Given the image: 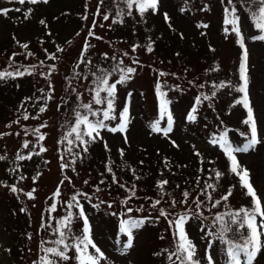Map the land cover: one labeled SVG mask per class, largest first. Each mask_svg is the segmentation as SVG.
Wrapping results in <instances>:
<instances>
[{"label": "rangeland", "instance_id": "1", "mask_svg": "<svg viewBox=\"0 0 264 264\" xmlns=\"http://www.w3.org/2000/svg\"><path fill=\"white\" fill-rule=\"evenodd\" d=\"M261 7V0H232L231 4L228 0H157L155 10L141 15L134 6L128 15L125 0H41L36 4L0 0V12L7 11L0 14V71H31L0 79V264H42V249L60 247L54 243L60 238L58 230L69 237L66 243L74 244L83 236L85 219L90 238L103 254L89 246L98 264H180L172 255L179 241L170 221L182 215L187 216L184 230L199 264H208V255L213 264H228L223 241L242 243L245 230L233 225L222 241L213 202L223 203L222 197L231 191L227 201L236 210L241 203H251L242 194L219 142L221 136H228L235 149L239 146L233 147L230 140L237 143L240 133L247 140L250 137L243 123L247 112L235 103L242 96L236 88L242 83L239 66L245 49L248 96L260 142L233 155L249 171L264 203V31L256 26L262 22ZM225 8L229 19L235 17L239 36L225 23ZM85 43L90 46L82 52ZM121 60L119 67H133L135 72L117 84L115 118L104 121L107 128L101 130L100 138L89 140L85 152L74 134L68 135L76 112L88 114L93 122L102 119L106 104L94 103L95 79L106 71L110 83L118 80L120 73L113 69ZM161 93L167 101L163 116ZM84 104L101 115L86 113ZM193 106L197 111L190 119ZM125 107L126 131H108L119 126ZM15 113L22 115L19 120H14ZM25 114L29 119H23ZM153 124L162 131H154ZM39 135L44 136L42 141ZM25 142L28 148L23 147ZM41 147L46 151H40ZM18 155L31 159L20 160ZM161 181L168 182L163 191L158 186ZM203 183L215 190L207 188L205 198H196ZM185 191L189 195L182 202ZM29 192L34 198L27 196ZM155 201L160 203L153 207ZM69 213L71 221L64 228L62 222ZM122 220L143 221L132 230L130 246L128 236L119 231ZM67 255V261L50 259L55 264H78L75 249ZM254 264H264V249Z\"/></svg>", "mask_w": 264, "mask_h": 264}, {"label": "snow or ice", "instance_id": "2", "mask_svg": "<svg viewBox=\"0 0 264 264\" xmlns=\"http://www.w3.org/2000/svg\"><path fill=\"white\" fill-rule=\"evenodd\" d=\"M20 4L25 3V0H18ZM30 3L36 4L41 2V0H29ZM42 2L47 3V0H42ZM125 3L127 5L128 15H131V12L135 6L136 10L143 15L148 10H155L157 8V0H125ZM228 3L231 4L232 0H228ZM261 3H264V0H261ZM235 10L233 9V12ZM0 14L7 15V11L4 10L0 12ZM259 15L261 18L260 23H258L256 26L260 28L262 31H264V7H261L259 9ZM229 16V10L228 8H225V23L232 25V31L236 32V34L239 36V31L237 29V21L235 17L233 16L232 19L228 18ZM27 18V17H25ZM86 18V17H85ZM105 20H108V15L104 16ZM165 19L167 20L168 17L165 15ZM117 21H113V23H116ZM41 23H45L43 20ZM94 26V25H93ZM206 27V25H205ZM89 35H92V32L89 31ZM99 39V38H98ZM261 39H264V37H261ZM90 45L85 43L84 48L82 50L86 51ZM21 47L27 49L28 44H22ZM137 46H133V51L136 50ZM243 47V45H241ZM59 51H63V49H59ZM148 51L151 52V46L148 47ZM28 55H32L29 53ZM125 55H127L125 53ZM49 58L55 59L54 56H50ZM105 58H107V55L105 54ZM113 60H115V57H112ZM247 60H248V52L247 49L243 51L241 63L239 66V78L242 82L240 86L236 88V91L238 93H241L242 96L240 99H237L235 101L236 104L242 105L243 108L247 112V118L243 121L245 125H248L250 129V137L248 140V143L242 147V148H235L233 149L231 145H229L227 139L225 136H221L219 138V142L221 146L224 148L229 161L231 162L230 170L232 173H234L238 178L240 182V186L246 190V195L251 198L252 207L251 208H241L239 210L228 212L223 215L218 214L215 216V223L219 225V238L223 241V235L226 232H230L232 230L231 226H236L238 231H241V238L242 243H237L231 240L223 241L226 243V256L228 257V264H254V261L258 254L261 252L262 249H264V203H262L261 197L258 195V191L253 187V184L251 182L250 173L246 168H243L239 162L237 161L236 157L233 155V152L235 151H248L249 149L253 148L257 143L260 142V138L258 137L257 132V122L256 118L254 116L253 108L251 106L249 96H248V85H249V78L247 75ZM83 62V61H82ZM43 63V62H41ZM90 63V62H89ZM133 63H137V61H133ZM119 65H123V61H119L117 67L113 69V71H118L120 73L119 79L116 80L113 83L109 82V73L106 71H101L100 75L96 76L95 79V88L92 89L94 91V103L96 105H105L106 109L102 111V119H97L95 122L89 119V115H81L80 112H76L75 117V124L71 128L70 132L68 133L69 136H72L74 134L75 140L78 141L81 145H83V150L87 151V144L89 140L95 141L97 138H100V132L101 130L107 128V125L104 123V121L114 119L115 117L112 116V112L114 111V100H115V94H116V86L117 84L124 83L127 79L130 78V76L135 72V68L133 67H119ZM27 74H31V71L25 70ZM25 72L20 71H0V79H5L8 77H19L25 74ZM51 74V73H49ZM95 75V74H94ZM161 75H164V73H161ZM221 87H224L226 85L221 84ZM51 87V86H50ZM215 87V85H214ZM157 90L159 92V85H157ZM101 93H104V96H101ZM215 92L212 93L213 96H215ZM161 103H160V110H161V116H163L167 112V101H165L162 97L163 94L161 93ZM204 99H209L208 96H205ZM199 102V98L198 101ZM81 107H83L86 111V113H89L93 117L100 116L101 113L98 111H92L90 104H84ZM45 109L41 108L40 111L43 112ZM36 118V117H33ZM192 119L193 117H189ZM23 119L27 120L29 119V116L25 114L23 116ZM120 123L118 127L108 128V131L111 132H125L127 123H128V108L125 107L121 114H120ZM18 123V121H17ZM46 125H42L41 127H44ZM152 129L156 132L162 131V129L159 127L158 124H153ZM171 129V116H168V130ZM35 132H39L40 129L37 128L34 130ZM88 137V140H85L84 137ZM39 140H43L44 136L39 135ZM67 139V137H65ZM216 141H213L215 143ZM68 143L71 145L73 143L72 140H69ZM24 148H28V143L25 142L23 145ZM105 148L107 149V144H105ZM40 151H46L43 147H41ZM69 151H71V148H69ZM199 155V153H197ZM121 156H123V150H121ZM0 159H3V157H0ZM17 159L24 160V159H31V156H17ZM62 168L67 167V165H62ZM109 172H111V168L108 169ZM221 174L219 172L216 173V177L219 178ZM23 179V177H21ZM113 182H116V177L113 176ZM87 183V181H85ZM167 181H161L159 182V187L161 188V191H163V186L166 185ZM207 188H213L214 186L212 184H207L205 188V193ZM13 192L17 191V188L13 186L11 188ZM202 193V194H205ZM134 194V193H133ZM231 191H229L227 194H225L222 199L228 200L229 196L231 195ZM55 196L59 195V188H57L56 192L54 193ZM86 195V194H85ZM185 197L186 202L188 193L185 191L183 193ZM27 196L31 199L34 198L32 196V192L27 193ZM209 201H212V197L208 196ZM73 201H76V196L72 197ZM220 200H216L213 202V207L220 204ZM160 201H155L153 203V207H155L157 204H159ZM173 204H175V201H173ZM197 207H200L199 200L196 201ZM79 205V202L77 201V206ZM69 208L72 207V204L68 205ZM52 210H55V205L53 204L51 206ZM160 214L162 216H166V213L163 209L160 210ZM80 216H83V209L81 208ZM227 217V219L225 218ZM187 216L182 215L179 216L178 219H175L174 221H170V224H174L176 228L175 235L178 237V244L176 252L172 255H176L177 259L180 260V264H199V261L195 259V246L194 244L188 239L185 230H184V224L186 222ZM71 221V213H69V216L66 218V221L62 222L64 228L69 227V223ZM143 223L142 220H122L119 226V231L122 234H126L128 236L129 244L131 245V235L132 230L136 227L140 226ZM59 231L60 238L54 243L57 246L60 247H51V248H44L42 249L45 253L44 256L40 257V260L42 264H55V261L50 259V257H58L60 260L67 261L70 259V257L67 255V252L69 249H75V258L78 261V264H98L97 256L94 254L89 253L88 248L89 246L92 249H95V253L99 254V256H102L103 254L100 252V249L96 247V245L93 243L92 239L89 236V228L87 220H84V230H83V236L78 239V241L74 244L66 243V241L69 239L65 235L64 231ZM246 233V234H245ZM211 235V233H209ZM172 255L169 256V259L172 258ZM208 264H213V259L211 255H208L207 257Z\"/></svg>", "mask_w": 264, "mask_h": 264}, {"label": "trees", "instance_id": "3", "mask_svg": "<svg viewBox=\"0 0 264 264\" xmlns=\"http://www.w3.org/2000/svg\"><path fill=\"white\" fill-rule=\"evenodd\" d=\"M246 1V0H245ZM196 99H198V98H196ZM198 107H199V102H198ZM197 111V107L195 108L194 106H193V108L189 111V117L191 116V117H193V115L195 114V112ZM21 114L19 115V113H15L14 114V120H19L20 118H21ZM244 136V135H243ZM239 137L240 138H238V139H236L237 140V143L234 141V139L231 141L230 140V143L231 144H233V147H234V145H236L237 147L239 146V148L242 146V145H244V143H245V145L248 143V140L247 139H245L244 137H242L241 136V133L239 134ZM226 138H227V140H228V136H226ZM243 139H245V140H243ZM245 141V142H244ZM201 181H203V179H201ZM202 189H201V192L202 193H205V188H206V185H205V183H203L202 184ZM236 187H238V185L236 184ZM242 190V189H241ZM209 190H206V193L208 192ZM242 191H244V192H242V194L243 195H245L246 194V190L245 189H243ZM202 193H200V195L199 196H197L196 198H199L200 196L202 197V198H205V194H202ZM55 197V196H54ZM223 200V199H222ZM217 207V210H216V212H215V215H218V214H221V215H223V214H225V213H228V212H232V211H235L236 209H237V206L236 205H233V204H230L227 200L225 201V200H223V203H221V204H218V205H216L214 208H216ZM238 207L241 209L242 207L243 208H251L252 207V203H250L249 205H247V206H245V205H243L242 203L240 204V205H238ZM225 218H227V217H225ZM219 228V227H218Z\"/></svg>", "mask_w": 264, "mask_h": 264}]
</instances>
